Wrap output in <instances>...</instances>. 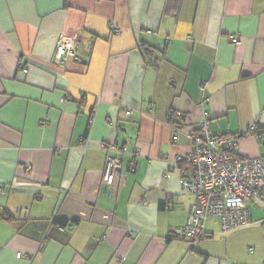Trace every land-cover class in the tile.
<instances>
[{"label":"crops","instance_id":"0c3cea01","mask_svg":"<svg viewBox=\"0 0 264 264\" xmlns=\"http://www.w3.org/2000/svg\"><path fill=\"white\" fill-rule=\"evenodd\" d=\"M69 39L80 60L57 63ZM204 120L264 156V0H0V264H264L260 206L177 237L194 198L174 158ZM108 143L127 147L116 195Z\"/></svg>","mask_w":264,"mask_h":264},{"label":"built area","instance_id":"2783aa9c","mask_svg":"<svg viewBox=\"0 0 264 264\" xmlns=\"http://www.w3.org/2000/svg\"><path fill=\"white\" fill-rule=\"evenodd\" d=\"M119 29L111 25V33H119ZM156 35L154 32H149ZM169 39H164L168 43ZM234 45L241 40L238 35L230 38ZM80 60L77 56V41L74 39L59 40L55 47L54 60L63 63L67 59ZM22 68V65H19ZM124 113L131 114L130 109ZM178 111L169 112L171 120V140L179 137ZM254 121L248 132L256 138L261 134L256 131ZM239 134H232L228 129L224 133L213 135L207 120L199 128L188 135L190 150L176 155L177 165L185 167L181 174V188L193 196V202L187 210L184 223L178 228L177 237L194 243L207 236L205 222L209 218L218 220L223 233L251 224V209L260 206L264 209V156L247 158L235 153ZM105 152L104 168L101 174L103 184L111 188L116 195L121 181V157L127 147L121 144H101ZM169 169L165 175L168 176ZM1 191V189H0ZM74 226L71 221L59 226L60 231ZM22 254H17L20 257Z\"/></svg>","mask_w":264,"mask_h":264},{"label":"trees","instance_id":"16d2710c","mask_svg":"<svg viewBox=\"0 0 264 264\" xmlns=\"http://www.w3.org/2000/svg\"><path fill=\"white\" fill-rule=\"evenodd\" d=\"M1 217L4 218V219H11V216L9 214H6V213L1 215ZM61 225H64V224H61Z\"/></svg>","mask_w":264,"mask_h":264}]
</instances>
